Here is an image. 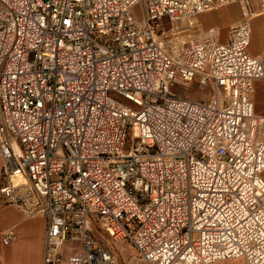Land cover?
Segmentation results:
<instances>
[{
	"label": "built area",
	"instance_id": "obj_1",
	"mask_svg": "<svg viewBox=\"0 0 264 264\" xmlns=\"http://www.w3.org/2000/svg\"><path fill=\"white\" fill-rule=\"evenodd\" d=\"M237 1L221 40L157 36L162 18ZM252 12L248 0H0V205L42 216L40 264H119L109 242L144 264H264ZM194 82L205 99L174 90Z\"/></svg>",
	"mask_w": 264,
	"mask_h": 264
},
{
	"label": "rangeland",
	"instance_id": "obj_2",
	"mask_svg": "<svg viewBox=\"0 0 264 264\" xmlns=\"http://www.w3.org/2000/svg\"><path fill=\"white\" fill-rule=\"evenodd\" d=\"M248 1L251 5V10L253 12H258L259 6L257 5L256 1L255 0H248ZM219 9L220 8L211 11H206L194 17H191L190 19L193 20L192 26H190L191 21H189L188 25H186L188 21L185 20H181V19L169 20L162 18L160 21H158L157 25H155L154 28L157 33V36L161 38L164 41V43L172 46L180 45L182 42H185L189 38H200L205 34L204 32L208 30L210 27H214V30L218 32L221 40L224 38L226 31L228 30L229 27L220 28L211 24V21H213L214 19L213 17L215 16L216 11ZM134 11L138 16V20H140L141 18L139 16L138 5L135 6ZM218 12L230 16L240 14L242 17L241 4L238 1L231 3L229 6L224 7L223 9H221V11ZM197 21L199 22V24ZM251 24H252L251 43L254 45H258L264 35V16L252 19ZM174 90L179 94L185 95L186 97L194 100L205 99L208 96V90L198 86L196 82L188 86L175 85ZM1 164L2 161L0 160V173H1ZM37 216H39L40 218L33 219L32 223L34 225V228L39 230L41 229V227H44L43 226L44 220L42 216L40 215ZM23 223L24 220L22 221V224ZM104 239L102 240L103 242L105 241ZM109 246L111 247L119 264H144L143 262L138 260L135 251L132 248H129L125 243L109 242ZM211 264H245V263L243 262L242 259H229L224 262L218 261Z\"/></svg>",
	"mask_w": 264,
	"mask_h": 264
},
{
	"label": "crops",
	"instance_id": "obj_3",
	"mask_svg": "<svg viewBox=\"0 0 264 264\" xmlns=\"http://www.w3.org/2000/svg\"><path fill=\"white\" fill-rule=\"evenodd\" d=\"M229 5L230 4L226 6ZM226 6H223L216 11V14L213 17L214 19L213 21H211V24L216 27L226 28L240 22V20L242 19L240 14L230 16L218 12ZM252 13H254L252 19L264 16V13H259V11ZM189 21H191L190 26H192L193 20L190 19ZM210 28L214 29V27ZM206 32L207 30L204 33L206 34ZM263 40L264 35L258 45H254L250 41L249 51L252 54H259L262 49ZM253 106L254 111L257 115L264 116V82L261 80L255 81ZM35 218L40 217L37 215L25 216L23 212L14 204L9 203L0 205V264H40L41 239L44 227H41V229L43 228L42 230L34 228L32 221ZM23 220L24 223L22 224ZM9 231H11L13 234L12 240L8 244H3L1 241L3 234Z\"/></svg>",
	"mask_w": 264,
	"mask_h": 264
},
{
	"label": "bare ground",
	"instance_id": "obj_4",
	"mask_svg": "<svg viewBox=\"0 0 264 264\" xmlns=\"http://www.w3.org/2000/svg\"><path fill=\"white\" fill-rule=\"evenodd\" d=\"M259 13H264V12H259ZM252 16H254V13H252L251 18H252ZM181 20L188 21L187 24H186V25H188L190 18H185V19H181ZM13 179H14L15 182L18 181L17 178H13ZM224 261H225V260H224Z\"/></svg>",
	"mask_w": 264,
	"mask_h": 264
}]
</instances>
